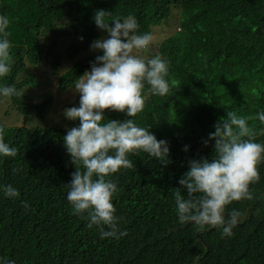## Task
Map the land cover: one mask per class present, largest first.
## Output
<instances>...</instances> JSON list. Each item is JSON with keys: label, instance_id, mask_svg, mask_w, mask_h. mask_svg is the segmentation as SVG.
Segmentation results:
<instances>
[{"label": "trees", "instance_id": "trees-1", "mask_svg": "<svg viewBox=\"0 0 264 264\" xmlns=\"http://www.w3.org/2000/svg\"><path fill=\"white\" fill-rule=\"evenodd\" d=\"M174 8L181 11L177 32L149 55L168 62L170 91L164 97L149 95L134 118L168 142L170 162L130 154L133 166L109 177L119 189L113 204L127 235L101 239L95 226L72 214L66 195L76 166L64 146L68 129L0 122L4 141L17 149L16 157L0 158V186L12 185L20 194L7 198L0 191V259L14 264H264V161L257 165L259 182L250 185L254 198L226 207V216L232 210L242 213L232 236L222 237L215 229L198 233L192 224H180L175 213V189L189 161L214 155L215 141H204L217 121L228 111L242 116L264 111V0H0L11 43V70L0 86L14 85L20 92L37 85L31 67L44 64L61 73L58 88L68 89L102 54L90 47L102 38L96 11H107L109 22L134 16L139 33L153 36V28ZM43 95L41 103L21 95L12 99L27 118L32 111L44 117L53 94L47 88ZM108 119L128 117L106 110ZM249 125L255 142L264 144V125L258 120ZM182 195L187 199L186 192Z\"/></svg>", "mask_w": 264, "mask_h": 264}, {"label": "clouds", "instance_id": "clouds-1", "mask_svg": "<svg viewBox=\"0 0 264 264\" xmlns=\"http://www.w3.org/2000/svg\"><path fill=\"white\" fill-rule=\"evenodd\" d=\"M109 15L98 10L93 17L107 36L90 46L102 54L74 85L79 106L66 109L64 116L79 121V126L68 129L63 140L76 166L66 195L72 214L86 219L89 228L95 226L101 239H119L127 233L120 230L121 218L113 204L119 189L109 177L133 166L130 154L147 153L161 164L170 162L168 142L158 140L151 128L139 126L134 119L143 112L149 95L164 97L170 85L168 62L159 54L143 58L153 36L139 33L134 16L114 17L109 22ZM9 25L8 17L0 15V79L11 70ZM19 95L14 85L0 86V97ZM106 110L124 113L128 119L105 122ZM254 120L264 125V111L254 116L228 111L217 121L215 131L204 141L205 145L215 141L214 155L190 160L188 171L179 180L181 187L175 189V213L180 224H192L198 233L215 229L222 237L233 235L242 213L232 210L226 216V207L254 198L250 185L259 182L257 165L264 161V144L255 142L256 132L249 125ZM16 155L17 149L4 141L0 127V158ZM0 191L7 198L20 195L12 185L0 186ZM0 264L14 262L0 259Z\"/></svg>", "mask_w": 264, "mask_h": 264}, {"label": "rangeland", "instance_id": "rangeland-1", "mask_svg": "<svg viewBox=\"0 0 264 264\" xmlns=\"http://www.w3.org/2000/svg\"><path fill=\"white\" fill-rule=\"evenodd\" d=\"M180 12L179 8H174L168 19L153 28V42L148 49L143 51V58L148 59L152 48L177 32L181 22ZM106 36L107 33L102 31V38ZM91 51L93 50L91 49ZM90 69L85 72L90 71ZM31 72L35 74L37 85L25 87L20 91V95L26 102L41 103L45 99L44 92L49 88L53 94V101L48 107L47 113L44 114V117H39L36 111H32L27 118L14 104L12 97H0V122L8 126H53L66 129L75 127L77 121L68 120L64 116L66 109L79 106V95L74 90L75 84L65 90L59 89L57 78L61 73L54 74L52 69L44 64L31 67Z\"/></svg>", "mask_w": 264, "mask_h": 264}]
</instances>
